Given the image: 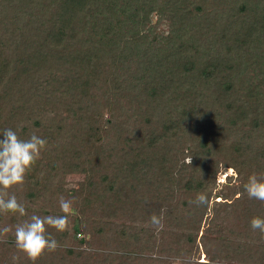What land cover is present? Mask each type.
<instances>
[{
	"label": "trees",
	"instance_id": "16d2710c",
	"mask_svg": "<svg viewBox=\"0 0 264 264\" xmlns=\"http://www.w3.org/2000/svg\"><path fill=\"white\" fill-rule=\"evenodd\" d=\"M9 128L47 141L10 190L28 216L73 203L35 264H264V201L243 187L264 180V0H0ZM27 218L0 213V264H32Z\"/></svg>",
	"mask_w": 264,
	"mask_h": 264
},
{
	"label": "clouds",
	"instance_id": "9594fccd",
	"mask_svg": "<svg viewBox=\"0 0 264 264\" xmlns=\"http://www.w3.org/2000/svg\"><path fill=\"white\" fill-rule=\"evenodd\" d=\"M46 146L47 141L36 134H32L28 139H22L17 131L11 128L0 133V213L28 217L15 226L14 237L16 248L25 253L32 264H35L46 252L51 253L58 249L59 243L48 232V228H54L60 233L70 231L69 217L73 214L72 201L61 196L59 207L63 215L28 216L25 205L15 194H10L13 187L23 185L26 173L39 159ZM185 163L191 165L192 156L188 157ZM243 187L249 199L264 201V180L258 179L253 174L248 177ZM209 202L206 193L197 194L194 201L197 206L207 205ZM150 224L157 232L162 230L163 213L157 215L153 212L150 216ZM250 226L264 235V217H253ZM10 231L11 228L4 227L0 229V235Z\"/></svg>",
	"mask_w": 264,
	"mask_h": 264
},
{
	"label": "rangeland",
	"instance_id": "374dc122",
	"mask_svg": "<svg viewBox=\"0 0 264 264\" xmlns=\"http://www.w3.org/2000/svg\"><path fill=\"white\" fill-rule=\"evenodd\" d=\"M168 17H170V15H169ZM158 28H159V29H160V28H164V29H166V28H167V25H159ZM227 174H229V175L234 174L233 169H228V170L223 174L222 179H221L222 181H223V179L226 177ZM82 179H83V176H80V175H71V176H69V177L67 178V187L72 188V187L76 186L77 182L80 181V180H82ZM207 260H208V259H207L206 254L202 253L201 258H200V261H207Z\"/></svg>",
	"mask_w": 264,
	"mask_h": 264
}]
</instances>
